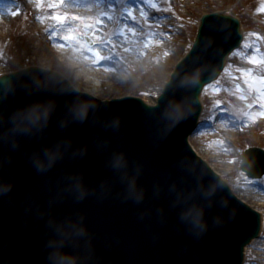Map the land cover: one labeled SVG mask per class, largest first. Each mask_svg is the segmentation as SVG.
<instances>
[{
	"label": "water",
	"instance_id": "1",
	"mask_svg": "<svg viewBox=\"0 0 264 264\" xmlns=\"http://www.w3.org/2000/svg\"><path fill=\"white\" fill-rule=\"evenodd\" d=\"M219 11L202 14L191 50L154 105L134 95L103 101L52 69L0 77V184L11 187L0 195V264H48L46 244L54 234L49 222L68 217L88 227L95 264H244L246 247L260 236L262 216L189 143L204 87L243 41L239 19ZM77 97L97 106L83 123L69 122L68 105ZM47 100L56 101V109L46 127L9 134V117ZM65 140L71 147L63 158L39 170L34 161L43 158V149ZM116 152L138 168L142 200L129 197L121 173L111 167ZM242 170L262 177L264 151L248 150ZM70 176L83 184V199L70 190ZM193 204L205 209L204 231L181 217Z\"/></svg>",
	"mask_w": 264,
	"mask_h": 264
},
{
	"label": "rangeland",
	"instance_id": "2",
	"mask_svg": "<svg viewBox=\"0 0 264 264\" xmlns=\"http://www.w3.org/2000/svg\"><path fill=\"white\" fill-rule=\"evenodd\" d=\"M65 1L0 0V74L5 70L13 72L37 65L61 73L75 88L103 101L134 95L153 103L177 62L190 50L202 14L222 10L241 20L245 33L243 45L230 56L219 79L205 88L199 130L190 138V143L203 159L220 172L236 195L264 217V189H254V192L251 189L260 199L250 198L246 190L250 188L246 185L248 181L261 183L264 188V176L250 179L241 170L244 151L251 147L264 150V115L257 112L254 117L246 111L249 107L264 109V90L252 91L248 80L243 78L252 72L254 66L245 63L244 59L249 60L253 53V56L259 55L260 59H264V0H98L100 8L97 10L77 2L70 7L72 0H69V12L56 13V9L64 7ZM40 6L47 12H39ZM37 11L40 14L36 17ZM58 14L65 15L66 19L57 20L55 17ZM75 16L83 19L75 20ZM59 22L66 24L68 32L85 35L75 41L63 39L50 42L46 30ZM89 24L98 26L94 25L93 30L87 27ZM119 36H124L125 40L119 39ZM88 37L97 47L100 41L105 44L106 48L101 53L112 58L104 66L86 64L96 58L87 51ZM128 41L131 45L126 46ZM250 46L255 52L247 49ZM73 65L89 70L87 78L95 85L99 82V87L82 82L77 76L81 67L74 68ZM116 65L126 70L123 78L116 73ZM257 72L264 77V67ZM257 78L255 83L261 82ZM218 122L233 134V142L228 149L231 154L222 150L219 142L205 132L206 127ZM258 240L264 243V222L262 237ZM253 256L254 249L248 252L245 264H258L254 263ZM260 262L264 264L263 259Z\"/></svg>",
	"mask_w": 264,
	"mask_h": 264
},
{
	"label": "clouds",
	"instance_id": "3",
	"mask_svg": "<svg viewBox=\"0 0 264 264\" xmlns=\"http://www.w3.org/2000/svg\"><path fill=\"white\" fill-rule=\"evenodd\" d=\"M96 104L90 99L74 98L68 105L69 122H86L96 109ZM56 109V101H38L14 113L9 120L11 128L9 134L22 135L34 128H44L48 125ZM62 126L67 123L62 121ZM4 133H0V140ZM13 146H16L15 142ZM71 147L70 141L58 142L43 149V158L34 162L41 171L54 166L56 161L63 158L64 152ZM111 167L121 173L126 184L129 197L140 201L144 198V191L140 187L139 170L133 168L132 162L124 152L113 153L110 160ZM71 189L78 193V198L86 195L83 184L75 177L70 176ZM11 190L10 186L0 184V195ZM181 217L187 221L194 230L204 231L207 228L205 209L193 204L181 212ZM53 236L47 241L46 247L48 264H95L96 250L89 235L88 227L82 220L71 217L62 220H51Z\"/></svg>",
	"mask_w": 264,
	"mask_h": 264
},
{
	"label": "bare ground",
	"instance_id": "4",
	"mask_svg": "<svg viewBox=\"0 0 264 264\" xmlns=\"http://www.w3.org/2000/svg\"><path fill=\"white\" fill-rule=\"evenodd\" d=\"M97 1L98 0H72V2H71V5H70V7L71 6H73V5H75L76 4V2L77 3H84L85 5H87L90 9H94V10H97V9H99L100 8V6H98L97 5ZM67 2H69V0H66L65 2H64V7L63 8H61V9H56V13H60V12H62V11H66L67 13L69 12V10H68V8H70V7H68V5H67ZM40 4H42V3H40ZM41 7V10L39 11V12H42V13H46L47 11H46V9L45 8H42V6H40ZM129 9L131 10V8L129 7ZM38 11L36 12V17H37V15L38 14H40ZM126 18V17H125ZM124 24H125V20H124V22L121 24L122 26H124ZM95 25V24H94ZM95 26H98V25H95ZM94 26V27H95ZM243 28V27H242ZM93 30H95L94 28H92ZM243 31H244V29H242V33H243ZM46 32H47V34H48V37H49V41L50 42H58V41H62L63 39H64V36L65 35H67L69 32H68V29L66 28V24L65 23H63V22H59V23H57V24H52V25H50L48 28H47V30H46ZM129 31L127 30L126 31V34L128 33ZM160 36V35H159ZM133 36L131 35V38H132ZM118 38V37H117ZM130 38V39H131ZM119 39H122L123 41L125 40V37L124 36H119ZM121 42V40H119V43ZM129 43H131V41H128V42H125V44H126V46H128V45H131V44H129ZM259 46L261 47V44L259 43ZM99 49H100V51L102 52V50L103 49H105L106 47H105V44L104 43H99ZM247 49H249L250 51H251V53L252 52H255V50L253 49V47L252 46H250V47H248ZM261 50H262V48H260ZM102 55H104L105 57H108L109 55H105V54H102ZM254 55V53L252 54V56L250 57V59L248 60V59H244V62L245 63H247V62H249V63H251V64H253L252 62H251V59L253 58V57H256V58H259V55H255V56H253ZM108 60L106 59V60H104V61H100L99 63H97L96 62V58H93L91 61H90V63L88 62V63H86L88 66H96V65H98L99 67H102V66H104L105 64H106V62H107ZM84 65V64H83ZM254 66L252 67V72L250 73V74H245V76H243V78L244 79H247L248 80V82H249V86H250V88H251V90L253 91V90H256V89H258V90H264V85H262L261 84V82H258V83H255V81H256V78L257 77H260L259 75H257L259 72H257V73H255V71L257 70V69H259V70H261V69H263V67H264V63H261V64H253ZM74 66V68L75 67H81V70L79 71L80 73H79V75H77V76H79L80 77V80L82 81V82H84L85 84H87V85H89V86H93V87H95V88H98L99 87V82L98 83H96V85L95 84H93V83H91V79H88L87 78V73L89 72V70H87V69H84L85 67H83V66H75V65H73ZM115 69H116V73H118V75L121 77V78H123L124 77V74L126 73V70L124 69V67L123 66H118V65H116V67H115ZM84 70H86V71H84ZM242 70L243 71H245V67H242ZM253 70H254V73H253ZM88 71V72H87ZM1 73H9V71L8 70H5V71H2ZM93 78V77H92ZM103 81H105L106 80V78H101ZM102 82V81H101ZM102 83H105V82H102ZM102 83H100V84H102ZM101 87H103V84H102V86ZM262 98H263V100H264V94H262ZM155 102V101H154ZM153 102V103H154ZM262 108V107H261ZM259 110H261L260 108H257V109H253L252 111H251V115L252 116H254V117H256L257 116V112H259L261 115H262V113H264V109H262L261 111H259ZM222 123L221 122H218V124H214V125H210V126H208V127H206L205 128V132L207 133V134H209V136L214 140V141H218L219 142V144H220V148L222 147V150H225V151H227V153L228 154H231L232 152L230 151V152H228V149H229V144H231V142H233V138L231 137V135H233L232 134V132H228V131H226L225 130V128H223V126L221 125ZM221 142V143H220ZM227 154V155H228ZM215 171H217L215 168H213ZM218 173H220V172H218ZM246 185L248 186V187H250V188H246V190H247V193L250 195V198H253V199H260L259 197H255V195L251 192V189H252V191L254 192V189L255 190H257V191H261L260 189H264V188H262V184L261 183H254L253 181H248V182H246ZM238 195V194H237ZM246 202V201H245ZM247 203V202H246ZM248 205H250L249 203H247ZM251 206V205H250ZM251 207H253V206H251ZM262 237V236H261ZM252 249H254V256H253V261H254V263H258V264H263L262 262H260L262 259L264 260V243L263 242H261L260 240H258V239H256V240H253L252 241V243L249 245V246H247V248H246V251H245V254H246V256H248V252L250 251V250H252Z\"/></svg>",
	"mask_w": 264,
	"mask_h": 264
},
{
	"label": "snow or ice",
	"instance_id": "5",
	"mask_svg": "<svg viewBox=\"0 0 264 264\" xmlns=\"http://www.w3.org/2000/svg\"><path fill=\"white\" fill-rule=\"evenodd\" d=\"M61 3H63V0H60ZM55 6V5H53ZM57 20L59 21H64L66 19V16L65 15H57L55 17ZM75 20H82L83 18L80 17V16H75L73 17ZM132 19L135 20L136 17L133 15L132 16ZM97 23H103V21H97ZM87 27L89 29L93 28L94 27V24H89L87 25ZM125 27H127V25H125ZM209 30H214V25H212L211 23L209 24ZM135 31V29H133V32ZM82 35H85V33H77V32H69L67 35L64 36V39L65 40H77L79 36H82ZM93 35H95V33L93 32ZM97 40H100L99 37H97ZM101 43L103 41H100ZM83 43H86V42H83ZM87 46V51L89 53H92L95 55L96 57V62L99 63L100 61H104V60H110L112 57L111 56H108V57H105L104 55H102L99 47L96 46V44H91V45H86ZM251 62L253 64H261V63H264V59H260V58H256V57H253L251 59ZM261 81L262 84H264V77H259L257 78ZM262 115H264V113H262Z\"/></svg>",
	"mask_w": 264,
	"mask_h": 264
}]
</instances>
